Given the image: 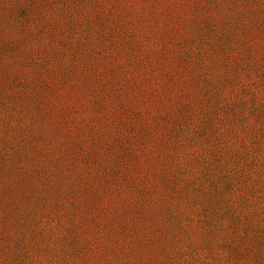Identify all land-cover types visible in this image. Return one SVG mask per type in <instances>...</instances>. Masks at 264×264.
Here are the masks:
<instances>
[{"label":"rangeland","instance_id":"374dc122","mask_svg":"<svg viewBox=\"0 0 264 264\" xmlns=\"http://www.w3.org/2000/svg\"><path fill=\"white\" fill-rule=\"evenodd\" d=\"M0 264H264V0H0Z\"/></svg>","mask_w":264,"mask_h":264}]
</instances>
